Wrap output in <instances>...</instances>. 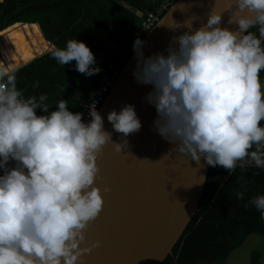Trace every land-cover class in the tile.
Returning <instances> with one entry per match:
<instances>
[{"label": "clouds", "instance_id": "obj_1", "mask_svg": "<svg viewBox=\"0 0 264 264\" xmlns=\"http://www.w3.org/2000/svg\"><path fill=\"white\" fill-rule=\"evenodd\" d=\"M225 13L234 27L221 26ZM167 26L187 29L171 38L167 54L145 56L144 41L133 43L132 75L152 87L143 99L155 108L154 130L174 145L162 158L175 153L195 161L196 172L207 165L229 176L237 167L264 169V0H214L200 27L192 18ZM51 56L63 67L75 61L85 76L101 71L77 39ZM47 99L23 98L15 74L0 69V264H84L102 246L89 242L88 230L105 204L97 185L103 148L112 143L121 152L142 127L131 104L109 112L108 122L121 134L116 143L94 104L84 122L67 100L50 111ZM238 182L236 196L243 199L247 182L243 176ZM249 205L264 223V195Z\"/></svg>", "mask_w": 264, "mask_h": 264}, {"label": "trees", "instance_id": "obj_2", "mask_svg": "<svg viewBox=\"0 0 264 264\" xmlns=\"http://www.w3.org/2000/svg\"><path fill=\"white\" fill-rule=\"evenodd\" d=\"M121 1L129 8L118 0H2L0 69L15 74L23 98L44 94L50 111L64 99L69 110L76 112L78 99L97 86L100 75L89 77L79 73L75 61L63 67L52 58L51 51L63 49L68 40L77 39L91 49L95 66L116 62L122 67L132 53L130 44L135 33L141 29L136 11L162 9V16L175 0ZM31 32L40 33L47 42L46 50L50 43L53 48L41 52ZM147 32L142 31L140 38ZM260 79L263 84L264 71ZM241 176L247 182V192L243 199H237ZM256 195H264V169L237 167L229 176L222 167L209 166L197 209L171 253L160 264H226L229 254L247 236L256 233L264 237L259 212L251 205L245 208ZM250 260L251 264H259V254H251Z\"/></svg>", "mask_w": 264, "mask_h": 264}, {"label": "water", "instance_id": "obj_3", "mask_svg": "<svg viewBox=\"0 0 264 264\" xmlns=\"http://www.w3.org/2000/svg\"><path fill=\"white\" fill-rule=\"evenodd\" d=\"M213 4L214 0H175L141 39L145 56L167 54L171 38L187 31L173 32L167 21L182 23L192 18L193 27L198 28L206 23ZM136 13L141 20L146 19V13ZM227 19L225 13L221 26L234 27L227 24ZM135 67L132 51L99 108L104 129L112 132L116 143H122L121 134L113 131L108 122L109 112H119L131 104L142 127L126 138L127 147L121 152L112 143L103 148L98 160L103 179L97 185L105 204L88 230L89 242L99 240L102 246L94 249L84 264H160L194 215L207 178V165L196 172V162L188 164L178 154L162 158L174 145L154 130L155 108L143 99L152 87L136 83L132 75ZM105 186L110 188L107 193H103Z\"/></svg>", "mask_w": 264, "mask_h": 264}, {"label": "built area", "instance_id": "obj_4", "mask_svg": "<svg viewBox=\"0 0 264 264\" xmlns=\"http://www.w3.org/2000/svg\"><path fill=\"white\" fill-rule=\"evenodd\" d=\"M2 0H0L1 2ZM162 9L157 10L156 12H148L146 13V19L141 20V29L135 33L136 37L130 44V49L133 51V43L134 41L140 38V34L142 31L149 30L159 19ZM52 45L50 44V48ZM101 69L99 72V81L96 87L89 89L86 91L83 98L78 99L76 104V112L83 113L84 122H88L91 118L89 116L90 105H95V110L99 112V108L104 101L109 89L113 86L116 78L119 75L121 65L116 62H108L105 65H97Z\"/></svg>", "mask_w": 264, "mask_h": 264}, {"label": "rangeland", "instance_id": "obj_5", "mask_svg": "<svg viewBox=\"0 0 264 264\" xmlns=\"http://www.w3.org/2000/svg\"><path fill=\"white\" fill-rule=\"evenodd\" d=\"M31 35L35 39L37 48L44 53L47 42L43 40L39 32H31ZM107 44L110 45L109 43ZM253 253L259 254L258 262L259 264H264V237L256 233L247 236L245 241L229 254L226 264H251L250 256Z\"/></svg>", "mask_w": 264, "mask_h": 264}, {"label": "bare ground", "instance_id": "obj_6", "mask_svg": "<svg viewBox=\"0 0 264 264\" xmlns=\"http://www.w3.org/2000/svg\"><path fill=\"white\" fill-rule=\"evenodd\" d=\"M47 46V45H46ZM18 68V67H17ZM10 73V72H9ZM109 92V91H108ZM108 94V93H107Z\"/></svg>", "mask_w": 264, "mask_h": 264}]
</instances>
